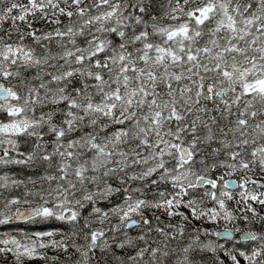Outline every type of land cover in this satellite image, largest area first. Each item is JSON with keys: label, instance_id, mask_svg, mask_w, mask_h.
Here are the masks:
<instances>
[{"label": "snow or ice", "instance_id": "6c2138e0", "mask_svg": "<svg viewBox=\"0 0 264 264\" xmlns=\"http://www.w3.org/2000/svg\"><path fill=\"white\" fill-rule=\"evenodd\" d=\"M0 165V264H264V0H0Z\"/></svg>", "mask_w": 264, "mask_h": 264}, {"label": "trees", "instance_id": "16d2710c", "mask_svg": "<svg viewBox=\"0 0 264 264\" xmlns=\"http://www.w3.org/2000/svg\"><path fill=\"white\" fill-rule=\"evenodd\" d=\"M192 3L193 4H199L200 3V0H192ZM165 22H168L167 20H165ZM1 166V165H0ZM3 166V165H2ZM9 167V169L11 170V171H14V172H16V173H18V175L19 176H21V178H23V177H25L26 175H27V173H31L30 175H34V172H29V171H27L28 169L29 170H31L32 169V167H29V166H25V165H9L8 166ZM2 168H4V167H2ZM34 169V171H36L37 172V170H39L40 172H41V169H39V168H33ZM37 169V170H36ZM0 171H2V169H1V167H0ZM29 175V174H28ZM36 175V174H35ZM241 175H242V173H241ZM234 177H236L235 175H234ZM225 178H227V177H225ZM198 223V222H197ZM206 227H212L213 225H211V224H206L205 225ZM217 227H221V226H223V224H220V225H216ZM252 227L253 228H256V229H259L260 228V224H258V223H253V225H252Z\"/></svg>", "mask_w": 264, "mask_h": 264}, {"label": "rangeland", "instance_id": "374dc122", "mask_svg": "<svg viewBox=\"0 0 264 264\" xmlns=\"http://www.w3.org/2000/svg\"><path fill=\"white\" fill-rule=\"evenodd\" d=\"M1 167V169L3 170V171H8V172H10V174H15V175H18V173H16V172H14V171H11L10 169H9V167H7V168H5L4 166H0ZM2 167H4V168H2ZM27 171H29V172H34V175L32 174V175H30L31 173H27V175L25 176V177H23V178H27L28 176H33V177H35V176H39L40 175V173L41 172H36V171H34V169H31V170H27ZM29 174V175H28ZM36 174V175H35ZM29 186H31V185H29ZM36 186L38 187L39 186V181H37L36 182ZM23 188V186H21V189ZM16 191H20V189H17ZM237 193H238V190L236 191ZM22 206H28V205H20V207H22ZM229 225H231V224H229ZM228 225V226H229ZM232 226V225H231ZM5 229H7V230H9V231H13L14 229H16V228H14V227H11L10 225L9 226H7V225H0V231H3V230H5ZM13 234H15V232L13 231ZM61 258H63V256H61ZM31 264H43V262L42 261H40V260H33L32 262H31Z\"/></svg>", "mask_w": 264, "mask_h": 264}, {"label": "flooded vegetation", "instance_id": "af4514ba", "mask_svg": "<svg viewBox=\"0 0 264 264\" xmlns=\"http://www.w3.org/2000/svg\"><path fill=\"white\" fill-rule=\"evenodd\" d=\"M11 223H13L12 225H14L16 228L18 227H35V228H40V224H32L31 221H16V220H13L11 221Z\"/></svg>", "mask_w": 264, "mask_h": 264}, {"label": "bare ground", "instance_id": "6f19581e", "mask_svg": "<svg viewBox=\"0 0 264 264\" xmlns=\"http://www.w3.org/2000/svg\"><path fill=\"white\" fill-rule=\"evenodd\" d=\"M237 190H239L238 187H237L236 191H237Z\"/></svg>", "mask_w": 264, "mask_h": 264}]
</instances>
